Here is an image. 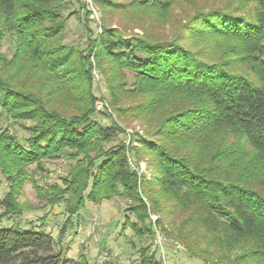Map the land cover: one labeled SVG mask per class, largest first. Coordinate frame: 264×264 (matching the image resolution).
<instances>
[{
  "label": "trees",
  "instance_id": "16d2710c",
  "mask_svg": "<svg viewBox=\"0 0 264 264\" xmlns=\"http://www.w3.org/2000/svg\"><path fill=\"white\" fill-rule=\"evenodd\" d=\"M97 1L162 23L180 0ZM67 5L0 0V175L8 181L0 264H89L67 257L61 238L86 201L119 195L140 203L130 209L140 225L124 223L136 234L152 233L144 195L152 212L181 215L168 222L169 234L192 256L264 264V0L183 7L170 36L103 25L82 48L63 41L74 14L63 16ZM7 35L10 58L1 52ZM91 55L108 78L113 111L141 123L131 151L145 157L150 180L128 166L132 144L113 141L123 130L112 113L94 108ZM60 158L68 167L57 181L35 178L46 159ZM26 180L45 206L63 205L67 219L57 236L32 220L3 223L30 209L15 198ZM139 251L138 264H162L148 246Z\"/></svg>",
  "mask_w": 264,
  "mask_h": 264
},
{
  "label": "rangeland",
  "instance_id": "374dc122",
  "mask_svg": "<svg viewBox=\"0 0 264 264\" xmlns=\"http://www.w3.org/2000/svg\"><path fill=\"white\" fill-rule=\"evenodd\" d=\"M68 2L67 9L62 13L63 16L69 12L72 14L65 25L64 43L71 45H79L81 48L86 45L88 37H95L102 31V26L107 25L118 28L122 33H141L142 26L146 33L157 36L172 34L173 29L180 23L182 13L181 8L198 4V7L206 8L212 5H230L235 6L240 0H180L173 7L167 20L160 23L156 20V15L140 13V11H132L115 9L112 5L104 8L97 0H66ZM117 3H125L130 0H113ZM193 1V3H191ZM249 4V2H248ZM84 5L83 9L79 8ZM232 8V7H231ZM87 9V13L85 12ZM14 51V41L11 36L7 35L2 42L1 52L5 57L10 58ZM92 62V90L95 95L94 108L96 111L106 109L112 113L113 117L118 121L122 128L114 142H122L125 146L132 148L127 151L128 166L136 170L138 174L146 176L150 180L152 175L151 168L147 165L145 157L139 160L133 152L137 147V143L133 140L137 136L143 135L142 126L139 120L131 117L117 116L109 103L110 92L108 87V78L106 73H102L101 69L96 65L95 58L91 55ZM127 72V71H126ZM127 80H131V74L127 72ZM134 101L135 98H130ZM94 119L107 123L99 113L94 115ZM22 138L24 132L18 127L11 128ZM109 142V144L113 143ZM108 144V145H109ZM133 149V151H131ZM46 171L34 172L35 178L48 177L50 181H57V176L65 173L68 164L65 159H50L43 162ZM32 166V165H31ZM33 167V166H32ZM8 191V181L0 175V198H3ZM138 192L141 194V190ZM142 203L145 205L147 217L146 222L151 225L152 233L136 234L127 220L140 225L136 217L131 214L130 209L138 208L139 202L127 198L125 196H114L109 199H103L98 203L86 201L85 206L78 212L77 216L72 217V224L66 229L65 234L61 238V245L67 257L77 258L84 256L89 264H138L140 259L139 249L148 246L149 251H154L155 256L162 264H212L206 263L198 256H192L185 250L182 243L175 240L169 234V221L177 224L181 219V215L177 211H170L169 214L162 207L160 212H152L150 202L143 195ZM16 201L19 204L30 206L21 218L16 216L4 219L5 225H11L17 221L32 220L36 224L44 223L47 230H51L54 236H57L63 223L67 219L62 204L45 206V199L36 194L31 181L26 180L20 190L15 194ZM166 205V204H165ZM175 213H174V212ZM172 212V214H171ZM42 219V220H41ZM123 225V226H122ZM216 264H228L218 262ZM234 264V263H233Z\"/></svg>",
  "mask_w": 264,
  "mask_h": 264
}]
</instances>
